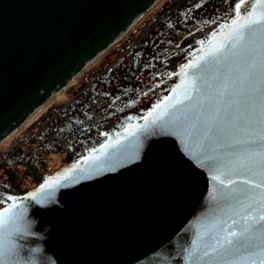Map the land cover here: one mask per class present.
Returning a JSON list of instances; mask_svg holds the SVG:
<instances>
[{"label":"water","instance_id":"1","mask_svg":"<svg viewBox=\"0 0 264 264\" xmlns=\"http://www.w3.org/2000/svg\"><path fill=\"white\" fill-rule=\"evenodd\" d=\"M156 1L0 0V143ZM223 32L219 28L190 62L218 44ZM182 71L188 70L158 87L162 93L169 85L171 91L151 112L111 136L105 147L49 176L59 181L54 202H23L30 234L15 238L19 264H208L185 249L202 247L226 207L213 200L211 161L201 166L205 156L226 159L209 132L211 114L169 108L164 132L146 134L142 127L180 94L179 88L172 91L175 86L191 79ZM225 73L223 65L209 64L207 90ZM73 165L84 171L67 175L91 178L74 183L58 176Z\"/></svg>","mask_w":264,"mask_h":264},{"label":"snow or ice","instance_id":"2","mask_svg":"<svg viewBox=\"0 0 264 264\" xmlns=\"http://www.w3.org/2000/svg\"><path fill=\"white\" fill-rule=\"evenodd\" d=\"M220 28L224 32L218 44L210 45L195 62L181 65L188 71L179 75L188 77L191 73V79L172 89L176 92L179 88L180 94L142 127L146 134L164 132L167 122L162 117L170 115L169 108L211 114L209 132L221 143L226 159L205 156L201 166L204 160L211 161L213 200L226 207L221 208L222 215L207 239L202 238V247L185 251L197 260L207 258L208 264H264V0H238L230 23ZM209 64L226 69L223 78L216 77L212 91L207 90L211 86L205 76ZM98 159L92 157L93 161ZM78 171L84 169L73 165L58 176L74 183L91 178L66 174ZM58 185V180L49 177L22 198H6L12 203L0 210V264H19L15 238L30 234L23 202H54L53 189Z\"/></svg>","mask_w":264,"mask_h":264},{"label":"rangeland","instance_id":"3","mask_svg":"<svg viewBox=\"0 0 264 264\" xmlns=\"http://www.w3.org/2000/svg\"><path fill=\"white\" fill-rule=\"evenodd\" d=\"M181 1H185V0H163L158 5H156L150 12H148L140 20V22H138V24L132 30L127 32L118 41H116L114 45H112V47L109 48V50L105 52L100 57L99 60L96 61L95 65L91 66L88 70H86L76 80V83L73 86L65 90L62 93L61 99L59 101H55L54 103H52L40 115H38L37 118L33 120L24 130H22L20 133L14 136V138H12L5 146L0 148V180H5L6 178H4V176L8 177V172L11 169L17 170L18 173L23 176V180L21 184L24 187L22 188L19 187V189L23 192V194L21 195L13 194L12 196L14 197L22 196L26 194L27 192L38 188L40 185H38L32 179V177H29L25 173L26 167L24 166V164H20V168H18V165H15L14 167L12 166L6 167L5 161L7 160V158L12 153L20 149L24 150L25 154L30 153L32 151L38 152L39 157H40L39 162L42 165L41 170L47 173L49 176L53 175L57 170L66 167L67 166L66 165L67 163L66 155L69 152L68 153H65V152L55 153L53 151L40 150L39 146L37 145V142L35 141V138L43 134L46 130L56 131L61 125L62 119H64L63 117L64 110L67 108H72L74 105H76L79 95L82 93V91L87 86L90 85V87L94 86L93 88H100V86L103 85L100 83L101 82L100 77L102 76V73H104L105 70L108 68L107 66H109L111 63H114L121 56L125 55L126 51L130 52L131 50L132 53L130 52V55L136 56L137 52L140 51L142 48H144L147 50L146 52L150 56V58H153V48H149L147 46V43H146V47H143L142 44L140 45L138 44L142 40V38L145 37L147 34H150L152 29H154L158 24H160L163 17L167 13H170L173 7L181 3ZM225 23H222V24H225ZM163 28H165V25L163 26ZM212 28H214L216 31L220 28V25L219 26L218 24L212 25ZM187 30L189 29L187 28ZM208 31L209 33L206 37L201 38L199 36L196 41H195L194 34H188V35L185 34V36H182V37L176 34L174 43L171 44V46L174 47V49L172 50L171 53H167L163 56L166 59L167 71L165 72V75H162L160 76V78H158L157 82L160 85L165 83L172 75H175L176 73H178L181 70V65L189 63L192 60V58L195 56V54L200 49L203 48L204 44L213 34V31H211V29H209ZM157 32L158 30L157 31L155 30L152 32V34H155ZM146 40L150 41L151 36H147ZM201 41H203V43H201ZM180 51H182V53H180ZM138 59H141V58L138 57ZM143 59L140 61H143ZM124 62L125 61L123 59L120 64L121 68L116 67V69L113 70L115 75L120 78V79H117L116 82H120L121 86H125V84L127 83L128 85L132 84L133 86H138L140 79H143V76H142L143 73L138 72V83L134 79L127 80L123 78V74L121 72H122V68L125 66ZM145 72L146 71H144V73ZM131 76L134 77L133 75ZM144 81L147 84L151 82L148 77L145 78ZM106 90L111 93H115V94L121 91L117 89L116 86L115 88H107ZM170 91H171V88H169V85H168L166 91L162 92V94H160V96H158L156 99L155 98L151 99L147 101L146 103H141L140 100L133 101L132 104L126 108V111H125L126 114H124L125 112H121L122 116L124 117L127 116L130 119L128 122H126L127 123L126 127H129L136 119H139L145 114L151 112L160 101H162L166 96H168ZM101 102H102L101 104L96 106L94 111L98 110L99 106H101L100 107L101 109L103 107V104H106L108 102V99L102 98ZM142 109L144 111L143 114L140 113ZM109 111L112 112L113 110L111 111L109 109ZM134 115L137 116L136 119H134ZM81 123L85 125L86 121L82 120ZM116 123L117 122L115 121V118H113V116L109 117L107 115V116H104V118L99 117L98 119L99 127L97 129H93L91 132V135H94V130H96V134H98L99 141H102L104 143L111 136L121 131V130L117 131V127L115 126ZM51 136L52 135L50 134L49 137ZM98 146L99 145H97L96 147ZM10 202L11 201L6 200L5 202L0 203V209L7 206Z\"/></svg>","mask_w":264,"mask_h":264},{"label":"trees","instance_id":"4","mask_svg":"<svg viewBox=\"0 0 264 264\" xmlns=\"http://www.w3.org/2000/svg\"><path fill=\"white\" fill-rule=\"evenodd\" d=\"M234 13H232V17ZM165 25V28L163 26ZM174 21L170 17L166 23L158 24L150 34H147L142 40L139 42L138 45L142 44L143 47L147 46L149 48H153V58H148L143 60L145 63L142 64L138 59V55L131 56L130 52L126 51L124 55L125 66L122 68V74L125 75V78L134 79L138 83V72L143 73V79L139 81V90L140 93L148 91L150 87L153 85L151 82L147 84L144 80L145 78H149L150 81L154 80L155 77L162 72H166V59L163 57L165 54L170 53L168 51V46L173 43V37L178 34L180 29L174 31ZM187 29L188 27H184ZM157 31V33L152 34L153 31ZM147 36H151V40H146ZM141 50H146L142 48ZM147 51V50H146ZM149 56V55H148ZM129 57L131 60H129ZM128 59V60H127ZM131 61V62H130ZM131 63L133 66H131ZM137 66V69L135 68ZM144 71H146L144 73ZM129 73V74H128ZM133 75L134 77H132ZM116 76V75H115ZM114 76V77H115ZM114 77L111 78L110 83H113ZM101 83V82H100ZM94 86L90 87L87 86L82 93L79 95L77 99L76 105L72 108H67L64 110L61 125L56 131H49L46 130L43 134L35 138V141L39 143L40 150H49L55 153L65 152L68 150L63 143L64 141L69 142L71 140V135L73 130L76 128L75 122L79 120L80 124L82 120L86 121V127H95L98 126V119L104 118L103 111H98V113L94 114V109L97 105L101 104L102 98H109L111 92L107 91L106 89L109 88L106 85H101L100 88H93ZM133 85L130 84L128 88L121 87L123 92L131 91ZM104 88V90H103ZM106 90V91H105ZM161 98V97H159ZM82 102V103H81ZM78 104V105H77ZM52 135L49 137V135ZM53 137L56 141H53ZM103 143L102 141H98L97 144ZM39 154L38 152H30L24 153V150H18L12 153L7 160L5 161V166H15L24 164L26 167V174L38 184L40 185L43 183L49 175L41 170V163L39 162ZM23 180V176L18 173L17 170H9L8 172V179L0 180V186L3 190L9 191L12 195H21L23 192L19 189Z\"/></svg>","mask_w":264,"mask_h":264},{"label":"flooded vegetation","instance_id":"5","mask_svg":"<svg viewBox=\"0 0 264 264\" xmlns=\"http://www.w3.org/2000/svg\"><path fill=\"white\" fill-rule=\"evenodd\" d=\"M237 2L238 0H190V1L185 0V1H181V3L173 7L170 13H167L163 17L160 23L161 24L166 23V21L171 17L175 24L174 31L175 29L176 30L180 29V31L178 32V35H180V37L185 36V34L186 35L194 34L195 41H196L199 36L201 38L206 37L209 33L208 31L209 29H211V31L215 33L217 30L215 31V29L212 28V25L218 24L219 26L222 23L231 21L232 13H234L235 3ZM197 4H199L200 7H196ZM184 27H188L189 30L185 29ZM173 49L174 47L169 45L167 52H170V51L172 52ZM180 53H182V51H180ZM137 55L141 59L144 58L143 60L148 59L150 57L148 56L146 50L138 51ZM123 58H124V55L118 58L114 63H111L109 66H107L108 68L105 70L104 73H102V76L100 77L101 84L106 85L109 88H115L116 86V88L121 91L117 94L110 93L107 105H104L101 109L94 111V114L98 113V111H103L104 116H107V115L109 117L113 116V118H115V121L117 122L115 125L117 127V131L123 130L126 127V124H127L126 122L130 120L129 117L122 116L121 112H125L126 108L130 106L133 101L140 100L141 103H146L147 101L151 99H154V98L156 99L158 96H160V94H162L161 92H159L158 87L160 84L157 81H158V78H160V76L165 75V72H162L161 74L157 75L155 79L151 81L153 85L146 92L140 93L138 86H133L134 88L132 87L131 91L129 92H123L121 89L122 86L120 82H116V80L120 78L118 76H115V73L113 72V70L116 69V67L121 68L120 64ZM129 60H131V58ZM141 62L142 64L145 63L144 61H141ZM131 66H133L132 63H131ZM135 68L137 69V66H135ZM112 77H114V81L113 83H110V80ZM123 78H125V75H123ZM128 86L129 85L127 83L125 84L124 88L127 89ZM109 109L113 111L110 112ZM143 112L144 111L142 109L140 113L143 114ZM124 114H126V112ZM136 117L137 116L134 115V119H136ZM74 124H76V128L73 130V133L71 135V140L69 142L64 141L63 143L65 144L64 146L68 148V150L65 151V153L69 152L66 155V160H67L66 165L67 166L76 163V161L79 158L84 156L89 151L93 150L97 145H100V143L97 144V142L99 141V137H98V134H96V130H94V135H91L92 130L97 129L99 126L89 128L83 124H80L79 120L75 122ZM52 140L56 141L54 137ZM37 145L40 146L39 143H37ZM45 151H49V150H45ZM6 179H8V177ZM8 196H12V194L7 190H3L2 187L0 186V200L5 202ZM3 202H0V203H3Z\"/></svg>","mask_w":264,"mask_h":264},{"label":"bare ground","instance_id":"6","mask_svg":"<svg viewBox=\"0 0 264 264\" xmlns=\"http://www.w3.org/2000/svg\"><path fill=\"white\" fill-rule=\"evenodd\" d=\"M163 0H157L154 5L148 10V12H150L156 5H158L160 2H162ZM147 12V13H148ZM146 13V14H147ZM145 14V15H146ZM143 15L136 23H134L127 32H129L130 30H132L137 24L138 22H140V20L145 16ZM126 32V33H127ZM125 33V34H126ZM124 34V35H125ZM121 38V37H120ZM119 40V39H118ZM117 40V41H118ZM115 43V42H114ZM114 45V44H112ZM111 45V47H112ZM110 47V48H111ZM102 56V55H101ZM99 56L97 59H95L90 65H88L79 75H77L76 77H74L70 83L68 85H66L61 91H59L57 94H55L51 99H49L47 102H45L43 105H41L20 127H18L14 132H12L8 137H6L1 143H0V148L5 146L12 138H14V136H16L18 133H20L22 130H24L33 120H35L37 118L38 115H40L46 108H48L52 103H54L55 101H59L61 99L62 93L67 90L68 88H70L71 86H73L76 83V80L86 71L88 70L91 66L96 64V61L100 59Z\"/></svg>","mask_w":264,"mask_h":264},{"label":"built area","instance_id":"7","mask_svg":"<svg viewBox=\"0 0 264 264\" xmlns=\"http://www.w3.org/2000/svg\"><path fill=\"white\" fill-rule=\"evenodd\" d=\"M175 38H176V37L173 38V43H174V39H175ZM103 101H104V100H103ZM106 104H107V103H106ZM106 104H103V106L106 105ZM100 107H101V106H99L98 109H100ZM6 167H9V166H6ZM12 167H14V166H12ZM18 168H20V165H18ZM29 177H30V176H29ZM4 178H7V176H4ZM20 187L22 188V187H24V186L21 184Z\"/></svg>","mask_w":264,"mask_h":264}]
</instances>
